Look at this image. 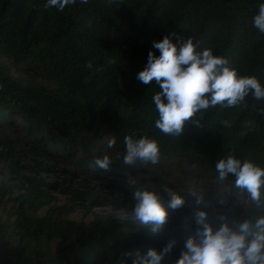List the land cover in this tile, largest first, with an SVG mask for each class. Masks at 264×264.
<instances>
[{
    "label": "trees",
    "instance_id": "obj_1",
    "mask_svg": "<svg viewBox=\"0 0 264 264\" xmlns=\"http://www.w3.org/2000/svg\"><path fill=\"white\" fill-rule=\"evenodd\" d=\"M46 3L0 0V59L31 66L43 79L19 78L11 73L12 63L0 62V121L14 124L20 117L23 131L0 134V162L16 181L6 191L0 187V264H118L122 252L159 251L172 239L177 243L163 264H175L197 227L191 192L173 190L186 203L168 210L171 222L158 234L121 219L117 210H133L137 190L169 189L140 187L125 177L122 170L154 175L151 163L123 165L127 135L155 139L160 160L192 168L189 175L208 188L200 194L208 202L201 207L209 222L221 223V215L238 223L264 215L252 201L218 205L213 198L220 188L241 190L231 175L217 181L215 163L228 153L264 168V100L250 93L236 106L202 110L193 118L199 126L189 123L180 136H171L155 127L156 81L145 85L136 78L150 50L160 55L153 41L168 35L173 43L193 37L198 51L212 49L238 76H254L264 87V34L253 26L264 0H76L63 11ZM112 138L116 143L109 149ZM101 150L117 152L107 172L121 175L123 198L102 191L116 186L111 180L102 181L100 191L88 184L100 177L94 161ZM58 159L74 166L59 167ZM146 178L156 177H140ZM54 192L65 193V202L55 204ZM93 204H109L111 211L89 222L68 217ZM186 221L191 228L184 227Z\"/></svg>",
    "mask_w": 264,
    "mask_h": 264
},
{
    "label": "clouds",
    "instance_id": "obj_2",
    "mask_svg": "<svg viewBox=\"0 0 264 264\" xmlns=\"http://www.w3.org/2000/svg\"><path fill=\"white\" fill-rule=\"evenodd\" d=\"M87 2L81 0V3ZM75 3L76 0H47L44 7L63 11ZM253 26L264 34V3L259 5ZM152 46L159 50L160 55L156 56L150 50L147 64L136 78L145 85L155 80L159 86L160 91L153 96L158 112L155 127L164 134L180 136L189 123L199 126V122L193 120L197 113L217 105L236 106L250 93L256 100H264V87L256 77L238 76L235 69L227 66L226 58L214 55L210 48L198 51V43H194L193 37H178L173 43L171 37L165 35L162 40L153 41ZM87 67L91 68L92 64ZM115 143V138H112L106 146L111 149ZM124 145L122 163L125 166L135 168L149 163L156 165L160 161L161 151L155 139L147 136L137 139L127 135ZM112 162L108 155L94 161L95 167L104 172L109 170ZM215 169L218 182L225 181L230 175L235 177V187L246 190L255 206L264 210L261 196L264 168L228 153L215 163ZM189 195L193 200L197 227L194 235L186 240L175 264H264V215L249 217L239 223L235 220L229 222L226 216L221 215L217 217L221 223L209 222L208 213L201 207H208L205 196L196 191ZM134 199V219L150 226L153 234L163 231L169 223V209L177 210L186 203L182 195L171 189H164L163 194L155 190H137ZM184 227L191 228V224L186 221ZM176 243L175 239L169 240L159 251L148 248L122 252L118 264H127L129 258L131 264H163Z\"/></svg>",
    "mask_w": 264,
    "mask_h": 264
},
{
    "label": "rangeland",
    "instance_id": "obj_3",
    "mask_svg": "<svg viewBox=\"0 0 264 264\" xmlns=\"http://www.w3.org/2000/svg\"><path fill=\"white\" fill-rule=\"evenodd\" d=\"M0 62L6 66L11 64L12 62L8 61L7 59L1 58ZM11 73L14 76H17L19 78H33L36 81H42V75L41 72L38 71L37 69L31 67V66H26L21 63H12L11 67ZM14 124H8L6 121H0V134L2 131L9 130L12 131L16 134H23L22 131V123L20 117H17L15 119ZM50 148L49 144H44ZM102 155H108L111 159H114L117 155V152L114 151H109L106 152V150H101L98 152V156L100 157ZM56 165L59 167H69L70 169L74 166L73 163L70 162H62V160H57ZM159 167L162 170H165L162 174L161 171L157 170L156 165H149V174H154V175H142L143 173L141 172H135L134 174L130 172H126V170H122L125 173V177L131 182H134L135 184L139 185L140 187H148V188H158V187H164L167 186V188L171 190H187L189 192L196 191L198 193H201L203 190L206 191L208 188L203 186L201 184V180L198 178H193L190 173L192 171H189L190 168L189 166L177 161V160H165L161 159L159 161ZM100 174V177L98 179H94L92 181H89L88 184L90 186H93L97 191H100L98 189V185L102 181L106 180H111L116 186H110V187H104L102 188V191L112 193L114 195H117L121 198L125 196V192L123 191L122 187H124V184L120 182L121 180V175H113L112 173L104 172L103 170L98 171ZM43 177L48 178L50 175L46 172H43L42 174ZM145 176V177H156V178H151L148 179L146 178L145 180H141L140 177ZM48 180H52L51 178H48ZM16 182L15 179L13 178L12 174L9 172L8 168L5 166L4 163L0 162V187L3 186L4 191H6L12 183ZM56 196V203L55 204H62L65 202V193L60 192L56 193L54 192ZM213 198L216 201V204L218 205H224V204H243V205H249L251 203L249 194L246 192V190H239V191H234V192H229L223 189H217L214 194ZM111 211V205H98V204H93L90 206V209L88 212H85V209L83 208H77L74 211H72L68 217L71 220L74 221H85L89 222L92 221L95 217L96 214H106ZM41 212V211H40ZM117 213L121 219H132L136 223H139L136 221L133 217V210L128 209H118ZM171 222V221H169Z\"/></svg>",
    "mask_w": 264,
    "mask_h": 264
}]
</instances>
